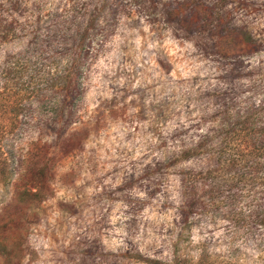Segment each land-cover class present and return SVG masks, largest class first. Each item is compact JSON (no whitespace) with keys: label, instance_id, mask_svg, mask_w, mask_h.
<instances>
[{"label":"rangeland","instance_id":"rangeland-1","mask_svg":"<svg viewBox=\"0 0 264 264\" xmlns=\"http://www.w3.org/2000/svg\"><path fill=\"white\" fill-rule=\"evenodd\" d=\"M17 1L0 44V233L16 248L0 264H264V148L254 171L218 150L223 131L241 129L235 150L264 134V0ZM90 26L59 120L47 58ZM32 180L44 199L23 196Z\"/></svg>","mask_w":264,"mask_h":264},{"label":"trees","instance_id":"trees-1","mask_svg":"<svg viewBox=\"0 0 264 264\" xmlns=\"http://www.w3.org/2000/svg\"><path fill=\"white\" fill-rule=\"evenodd\" d=\"M19 3L17 0H0V44L9 41L11 37H13V33L16 28L19 27L18 19L16 18V8ZM95 24V28H96ZM95 28H78L76 30L75 40L70 44V40L68 42L59 43L52 49L50 55L47 58V62H49V67L51 68V74H49V82L48 85L52 90V99H56L58 95H62L61 97L63 101H61L60 105H56V117L59 120L62 118V112H65L67 101L74 100L77 98V94H79L80 87L82 86V76L84 75V70L86 68L87 61V52H85L86 48H89L94 40H90L92 36H90V32L92 34L99 33L101 29L96 30ZM92 30V31H91ZM96 31V32H95ZM35 35L39 37V32L34 31L31 32V35ZM35 44V42H34ZM240 48L244 47V44H238ZM57 48V49H56ZM62 48V49H61ZM61 51V52H60ZM229 51V50H228ZM67 113V112H66ZM14 118L13 122L18 120L19 114L18 112L13 113ZM66 115V114H65ZM72 120L66 118L62 120L64 125H68ZM61 123V122H58ZM239 129L232 128L228 132H224L221 134V141L218 150L222 153V156L225 158L229 157L224 161V165L227 167L238 165L240 162L249 163V158L255 159L252 162L251 171H254V166L259 165V154L262 148H264V134L259 135V138L250 146L249 140H245L243 142V146L239 147V149L235 150L232 145L234 142V134L238 132ZM241 130V129H240ZM239 130V131H240ZM259 144V145H258ZM256 145V146H255ZM255 146V147H254ZM1 149V148H0ZM241 158L240 160H238ZM261 158V157H260ZM259 168V167H258ZM5 169V168H4ZM4 171V170H2ZM257 172H261L258 169ZM3 174V173H1ZM5 175V174H3ZM7 177L6 175L4 176ZM262 184L264 183V178L261 180ZM44 186L42 182H35L32 180L31 186L33 189H36L35 192H26L23 196L27 197V201L36 202L38 200L44 199L43 188L39 186ZM39 187V188H37ZM22 196V195H21ZM22 196V197H23ZM20 205L25 204L26 202H22L20 199L18 201ZM3 223V220H0V224ZM6 224L0 225V227L6 228ZM1 229V228H0ZM2 230V229H1ZM1 234V233H0ZM4 235L0 236V256L3 257L6 261L12 258V254L15 251L16 241L13 243H6V240L3 238ZM150 261V260H148ZM152 264H158L159 261H151Z\"/></svg>","mask_w":264,"mask_h":264}]
</instances>
